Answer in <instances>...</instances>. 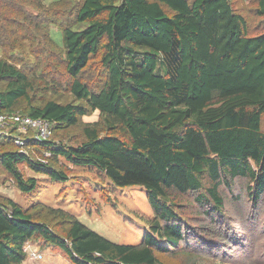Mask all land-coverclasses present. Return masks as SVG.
I'll return each instance as SVG.
<instances>
[{
	"label": "trees",
	"instance_id": "trees-1",
	"mask_svg": "<svg viewBox=\"0 0 264 264\" xmlns=\"http://www.w3.org/2000/svg\"><path fill=\"white\" fill-rule=\"evenodd\" d=\"M255 2L264 18V0ZM52 28L63 32V47ZM38 37L52 47L44 63L27 69L0 58V113L55 122L50 139L34 145L35 155L50 157L34 160L4 138L12 149L0 152V166L31 193L37 178L20 165L63 181L68 176L53 165L63 157L115 186L144 187L153 216L140 244H119L68 211L52 209L57 230L0 195V264H25L29 241L72 264H196L192 243L214 249L202 230L213 235L228 225L229 205L264 204V32L251 35L231 0H0L1 48ZM94 59L100 79L88 81ZM58 84L79 102L39 101V90ZM97 111L101 121L84 123L81 142L57 141ZM206 219L197 235L193 223ZM219 238L207 241L228 246Z\"/></svg>",
	"mask_w": 264,
	"mask_h": 264
},
{
	"label": "rangeland",
	"instance_id": "rangeland-1",
	"mask_svg": "<svg viewBox=\"0 0 264 264\" xmlns=\"http://www.w3.org/2000/svg\"><path fill=\"white\" fill-rule=\"evenodd\" d=\"M53 1L55 0H47V3ZM231 1L235 8L246 16L248 31L251 35L264 32V18L258 17L255 13V0ZM85 26L86 24H83L76 29L81 30ZM52 38L63 47V32L61 30L52 28ZM51 51V45L45 39L38 37L35 41L33 40V43L31 40H21L14 47L8 46L5 49L0 47V58L10 57L17 64L23 66L24 63V66L30 69L38 63L39 58H43L44 63L47 54ZM97 63L98 59L91 62V66L85 72L86 80L100 79L98 76L100 70ZM56 71L57 69H53L52 72ZM38 78L40 77L38 76ZM37 84L39 85L40 82L37 81ZM54 88L55 90H44L45 88L39 90V101L59 99L62 102H79L64 85L58 84ZM97 121H101L99 111L83 117L79 126L62 131L57 141L67 145H75L84 139L82 135L84 123ZM3 149H12V147L0 143V152ZM53 165L57 170L66 174L68 179L55 181L45 173L35 172L26 164L20 165L19 168L25 177L37 178L38 186L31 193L21 192L9 173L0 166V195L14 199L26 209L34 210L36 219L49 221L57 230L60 229L58 226L61 224L59 222L61 218L53 214L52 209H62L70 212L84 225L115 243L135 245L143 241L149 228L147 220L153 216L147 190L144 187L138 185L115 186L98 169L74 166L63 157L59 163H53ZM240 202H244L245 212H242L244 207H241V203L235 206L229 205L227 213L228 220L231 221L228 222V225L227 222L226 224L225 222L220 223L223 226L218 234L212 235L207 229L202 230L209 236H201L200 238L204 239L207 244L214 246V249L212 247L210 249L207 247L201 248V243H192L197 247L194 251L198 250L194 253H198L200 256L196 264H264V204L254 209L247 199L243 198ZM193 225L198 229L195 233L200 235L203 232L199 231V227H208L210 220H195ZM259 225H262L260 229L256 227ZM250 227H256L257 229L252 230ZM224 232L230 239L235 236L238 242L230 243L223 236ZM244 233H247V235ZM220 236L225 239L228 246L221 244L222 247L216 248L215 245L219 246L220 241H207L208 238L217 240ZM241 236L243 237L241 238ZM26 247H30V251H33L34 248L37 249L45 257L43 260L27 258L25 264H48V262L54 260L52 254H55V252L44 242L29 241L26 243ZM186 249H193V247L189 246ZM64 258H60L61 263L68 264ZM168 259H170L169 256H165V260Z\"/></svg>",
	"mask_w": 264,
	"mask_h": 264
},
{
	"label": "built area",
	"instance_id": "built-area-1",
	"mask_svg": "<svg viewBox=\"0 0 264 264\" xmlns=\"http://www.w3.org/2000/svg\"><path fill=\"white\" fill-rule=\"evenodd\" d=\"M55 125V122L40 117L35 118L21 113H0V139H12L21 153L46 163L50 153L43 151L42 156H37L34 153V145L50 139ZM30 247L25 248L29 259L44 258V254L35 248L30 251Z\"/></svg>",
	"mask_w": 264,
	"mask_h": 264
},
{
	"label": "crops",
	"instance_id": "crops-1",
	"mask_svg": "<svg viewBox=\"0 0 264 264\" xmlns=\"http://www.w3.org/2000/svg\"><path fill=\"white\" fill-rule=\"evenodd\" d=\"M54 257H53V259L54 260H52V262H48V264H62L61 263V259L60 258H64L63 256H61V255H59V254H52ZM45 257V256H44ZM44 259V258H43ZM42 259V260H43ZM64 260L66 261V262H68V264H71L68 260H66L65 258H64ZM26 263V262H25Z\"/></svg>",
	"mask_w": 264,
	"mask_h": 264
}]
</instances>
